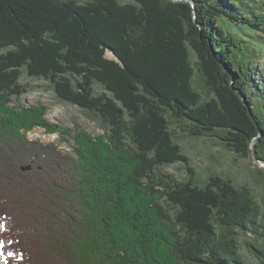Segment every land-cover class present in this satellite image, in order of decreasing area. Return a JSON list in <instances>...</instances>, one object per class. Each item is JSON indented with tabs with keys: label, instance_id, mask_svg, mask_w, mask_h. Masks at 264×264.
I'll use <instances>...</instances> for the list:
<instances>
[{
	"label": "trees",
	"instance_id": "16d2710c",
	"mask_svg": "<svg viewBox=\"0 0 264 264\" xmlns=\"http://www.w3.org/2000/svg\"><path fill=\"white\" fill-rule=\"evenodd\" d=\"M221 21L264 34V0H0V264H264V195L200 179L179 143L264 162L259 50ZM23 74L104 132L28 141L68 132L14 103Z\"/></svg>",
	"mask_w": 264,
	"mask_h": 264
},
{
	"label": "rangeland",
	"instance_id": "374dc122",
	"mask_svg": "<svg viewBox=\"0 0 264 264\" xmlns=\"http://www.w3.org/2000/svg\"><path fill=\"white\" fill-rule=\"evenodd\" d=\"M222 22V21H221ZM222 26L230 33H237L250 40L259 50L258 64L264 67V34L244 26L233 25L228 21H223ZM21 81L28 84L30 90L23 94L14 103L29 106L32 104H44L47 106L45 118L56 125L66 129L62 138L58 132H47L43 127H35L25 133L28 141L42 144H54L62 153L73 154L72 134L78 129H84L92 135L104 132L100 122L87 112L75 105L60 100L52 87L42 79H36L22 75ZM96 91H100L97 86ZM179 143L182 145L184 153L191 159V164L196 168L198 177L204 179L210 173H220L237 184H248L254 194L260 198L264 195L262 189V175L257 170L262 169L252 156L242 157L233 152L225 150L216 140L210 138H188L181 136ZM264 163V162H263ZM165 170L173 173L177 177L186 176V169L181 162H175L165 167ZM241 250L248 261L255 263V259L245 249L241 243ZM3 258L0 252V263Z\"/></svg>",
	"mask_w": 264,
	"mask_h": 264
},
{
	"label": "water",
	"instance_id": "95a60500",
	"mask_svg": "<svg viewBox=\"0 0 264 264\" xmlns=\"http://www.w3.org/2000/svg\"><path fill=\"white\" fill-rule=\"evenodd\" d=\"M240 96H241V98L243 99V101H244V103H245V99H244V97L242 96V94H240ZM256 139H257V137L254 138V140H256ZM249 156H252L253 159L255 160V162H256L261 168L264 169V163L255 157V155L253 154V152H252L251 149L249 150ZM29 168H30L29 166H27V167H22L23 170H25V169H29Z\"/></svg>",
	"mask_w": 264,
	"mask_h": 264
}]
</instances>
